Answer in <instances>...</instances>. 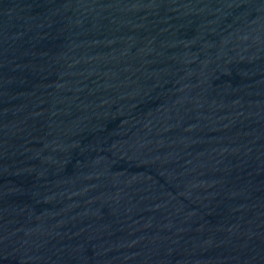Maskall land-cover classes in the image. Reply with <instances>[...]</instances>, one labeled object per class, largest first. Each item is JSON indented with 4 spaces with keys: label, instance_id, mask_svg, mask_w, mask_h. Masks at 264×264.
<instances>
[{
    "label": "water",
    "instance_id": "obj_1",
    "mask_svg": "<svg viewBox=\"0 0 264 264\" xmlns=\"http://www.w3.org/2000/svg\"><path fill=\"white\" fill-rule=\"evenodd\" d=\"M0 264H264V0H0Z\"/></svg>",
    "mask_w": 264,
    "mask_h": 264
}]
</instances>
